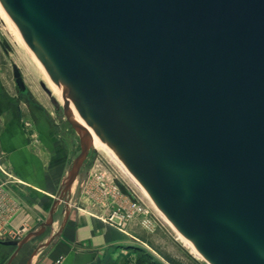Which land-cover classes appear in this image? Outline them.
Here are the masks:
<instances>
[{"label": "water", "instance_id": "water-1", "mask_svg": "<svg viewBox=\"0 0 264 264\" xmlns=\"http://www.w3.org/2000/svg\"><path fill=\"white\" fill-rule=\"evenodd\" d=\"M0 5L81 137L60 201L93 142L72 106L208 264H264V0ZM13 76L31 100L16 64ZM31 236L0 244L16 254Z\"/></svg>", "mask_w": 264, "mask_h": 264}, {"label": "crops", "instance_id": "crops-1", "mask_svg": "<svg viewBox=\"0 0 264 264\" xmlns=\"http://www.w3.org/2000/svg\"><path fill=\"white\" fill-rule=\"evenodd\" d=\"M5 82L0 73L3 87ZM6 95L13 105L4 99ZM14 97L7 89L0 93V106L6 104L0 111V240L32 236L16 254L13 246L0 244V264L13 253L11 264H125L124 256L136 248L155 257L153 247L134 233V225L121 229L108 221L115 201L106 205L98 196H85L82 185L77 184L79 178L60 201L74 143L62 139L56 124L31 107L32 100ZM85 198L88 206H81L78 200ZM58 200L51 225L37 235L48 236L49 250L36 259H25L26 247L35 232L43 230Z\"/></svg>", "mask_w": 264, "mask_h": 264}, {"label": "rangeland", "instance_id": "rangeland-1", "mask_svg": "<svg viewBox=\"0 0 264 264\" xmlns=\"http://www.w3.org/2000/svg\"><path fill=\"white\" fill-rule=\"evenodd\" d=\"M14 64H16L21 70L23 79L29 89L30 97L33 101H31L32 104H30L31 107H33L35 111L38 109L43 112L47 120L56 124V128L59 129L62 139L74 143V157L69 168L71 171L76 164L77 158L82 152L81 137L64 117L62 112L56 113L51 98L42 87V83H44L47 89L51 91L53 97L62 104L63 99L60 90L58 93L54 91L51 84L55 85V83L52 81L53 79L51 76L46 78V72L38 63V60L32 56L31 51L21 40L16 28L0 11V73L5 75L7 81V83L5 82L6 87H3L0 83V93H3L4 89H7L9 94L14 95V98L18 99L19 92L13 77ZM4 99L8 101L11 97L6 95ZM8 104H12L11 100ZM5 105L6 104H3L2 102L0 111L1 109H4ZM72 109L71 106V111ZM1 122L2 118L0 117V123ZM116 177H118V179ZM77 178H79L77 184L82 185L85 196L87 193L90 194L91 197L94 195L95 199L98 196L99 201H103L106 205H111L110 202L117 201L115 190L117 187H121V189L123 188L118 180H120V182H126L137 190L134 180L123 169L112 154L104 147H95L93 142L87 150V158L84 161ZM64 193V187H62L61 196ZM140 194L142 193L140 192ZM142 196L145 201L151 204V202L146 200L144 194H142ZM63 199H66V197ZM83 200L84 201L78 200V203L82 204L81 206H88L89 200L86 198ZM154 210L157 214L156 216L158 218L159 227L153 233L143 229V227L137 222L131 223L130 225L135 226L133 228L134 233L138 234L141 239L153 247L156 252V254H154L155 257L162 264H171L167 258L177 261L180 264H208L201 256H198L184 240H182L177 230L169 223L166 217H164L159 210ZM164 218L167 221H165ZM130 225H128L127 228ZM47 240V235L42 237L35 235L25 249V259L31 258L32 260V258L36 259L39 256L44 255L51 245V241L48 242ZM13 251H16L15 247ZM13 254H10L7 257L5 264H8V261ZM136 258L137 253L133 251L127 253L124 256L123 261L125 264H134Z\"/></svg>", "mask_w": 264, "mask_h": 264}, {"label": "built area", "instance_id": "built-area-1", "mask_svg": "<svg viewBox=\"0 0 264 264\" xmlns=\"http://www.w3.org/2000/svg\"><path fill=\"white\" fill-rule=\"evenodd\" d=\"M118 179V177H116ZM122 184L121 187L116 188V199L114 205V211L109 216L108 221L121 228L124 229L131 223L137 222L143 229L153 233L159 227L157 214L154 209H157L148 195L145 194V191L141 188V186L136 183V188H133L126 182H120ZM144 194L146 200L151 202L149 204L143 198L142 194ZM108 194V193H107ZM155 207V208H154ZM1 211V204H0Z\"/></svg>", "mask_w": 264, "mask_h": 264}, {"label": "bare ground", "instance_id": "bare-ground-1", "mask_svg": "<svg viewBox=\"0 0 264 264\" xmlns=\"http://www.w3.org/2000/svg\"><path fill=\"white\" fill-rule=\"evenodd\" d=\"M0 11L3 13V15L5 16V18L8 20V17H7V15H6V12L2 9V7H1V5H0ZM28 47V46H27ZM38 63L41 65V67L43 68V70H44V67H43V65H42V63H40L39 61H38ZM45 71V70H44ZM52 80V79H51ZM53 81V80H52ZM54 82V81H53ZM55 83V82H54ZM51 87L54 89V91L55 92H57L58 93V91H59V88L56 86V84L55 85H52L51 84ZM61 92V91H60ZM72 114H73V116L79 121V123L83 126V128L86 130V132L91 136V138L93 139V144H94V146L95 147H104V148H106L111 154H112V156L120 163V165L123 167V165H122V162L113 154V152H112V150L109 148V147H107L106 145H104L102 142H100L99 140H97L96 139V137L81 123V121H80V119H79V114L77 113V112H75V111H73V109H72ZM124 169V168H123ZM125 170V169H124ZM128 174H129V176L135 181V179L131 176V174L127 171V170H125ZM137 183V182H136ZM146 194V193H145ZM147 195V194H146ZM156 207V206H155ZM158 210V209H157ZM160 212V211H159ZM161 213V212H160ZM162 214V213H161ZM163 215V214H162ZM164 216V215H163ZM165 217V216H164ZM165 219V218H164ZM167 219V218H166ZM165 219V221H167ZM169 221V220H168ZM169 223H170V221H169ZM171 224V223H170ZM172 225V224H171ZM173 226V225H172ZM174 227V226H173ZM178 232V231H177ZM179 233V232H178ZM179 235H180V237L182 238V240H184L185 242H186V244L187 245H189L191 248H192V250L198 255V256H200V254L198 253V251L195 249V247L193 246V244L191 243V242H189L187 239H185L180 233H179Z\"/></svg>", "mask_w": 264, "mask_h": 264}, {"label": "trees", "instance_id": "trees-1", "mask_svg": "<svg viewBox=\"0 0 264 264\" xmlns=\"http://www.w3.org/2000/svg\"><path fill=\"white\" fill-rule=\"evenodd\" d=\"M135 252L137 253V258L134 264H162L156 257L143 248H136ZM167 260L171 264H180L170 258H167Z\"/></svg>", "mask_w": 264, "mask_h": 264}]
</instances>
